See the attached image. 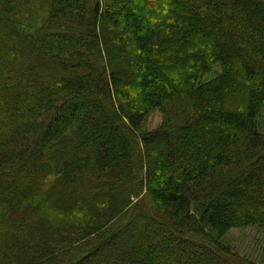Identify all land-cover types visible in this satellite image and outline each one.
Returning <instances> with one entry per match:
<instances>
[{
	"label": "trees",
	"instance_id": "16d2710c",
	"mask_svg": "<svg viewBox=\"0 0 264 264\" xmlns=\"http://www.w3.org/2000/svg\"><path fill=\"white\" fill-rule=\"evenodd\" d=\"M262 105L264 0H0V264H244Z\"/></svg>",
	"mask_w": 264,
	"mask_h": 264
},
{
	"label": "rangeland",
	"instance_id": "374dc122",
	"mask_svg": "<svg viewBox=\"0 0 264 264\" xmlns=\"http://www.w3.org/2000/svg\"><path fill=\"white\" fill-rule=\"evenodd\" d=\"M257 10V8H254ZM222 73V70L219 66V64H215L211 67V69L204 75V77L200 80V82L209 81L212 79H215L216 77L220 76ZM159 124V117L156 113H154L152 116L148 119V127L149 129L154 128ZM257 124L262 131L264 129V105H262L259 108V112L257 114ZM109 195H113L112 193ZM141 194L136 196L135 192L132 191L130 193V199L135 204V202H138ZM93 205V204H92ZM96 208H99V205L95 206ZM91 209L94 210V206H91ZM90 212L84 211V215H90ZM83 214H81L79 220L82 219ZM64 215L60 214L59 221H63ZM87 229V228H86ZM66 230V226L63 224L59 226L55 232L50 235L51 239L54 241L61 242V239L66 236V233H62ZM91 236H89L90 238ZM127 239V238H124ZM217 240L219 242V245L226 248L233 257H236L237 260L244 262V264H248L247 260L253 261V262H259L261 261V258L259 254L262 252L264 248V235L260 231H258L255 227H233L230 228L227 233H225L223 236H218ZM89 243H92V240ZM60 245V244H59ZM87 245V244H86ZM129 245L128 243L126 244ZM66 251L65 255L63 257H59L56 264H64L67 260L79 256H76L77 247L71 246L66 247L64 250ZM59 251V252H62ZM81 256V255H80ZM189 257V256H188ZM212 262L214 264H219V261L214 257Z\"/></svg>",
	"mask_w": 264,
	"mask_h": 264
}]
</instances>
